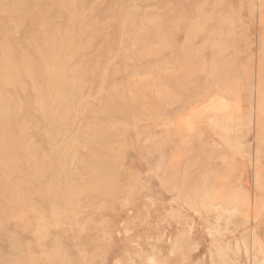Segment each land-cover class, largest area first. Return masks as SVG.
Wrapping results in <instances>:
<instances>
[{"label": "rangeland", "instance_id": "rangeland-1", "mask_svg": "<svg viewBox=\"0 0 264 264\" xmlns=\"http://www.w3.org/2000/svg\"><path fill=\"white\" fill-rule=\"evenodd\" d=\"M22 3L0 0V264H264V0H43L18 25Z\"/></svg>", "mask_w": 264, "mask_h": 264}, {"label": "bare ground", "instance_id": "bare-ground-1", "mask_svg": "<svg viewBox=\"0 0 264 264\" xmlns=\"http://www.w3.org/2000/svg\"><path fill=\"white\" fill-rule=\"evenodd\" d=\"M43 0H22V5H20V7H18V8H15V12L16 13H12V11H13V8H11V5H9V7H7L8 9L6 10V12L7 13H9V16H15V18H16V20H17V22H18V25H20V23L22 22L23 23V21H25V19H29V18H35L36 16H38V15H41L39 12H38V10H37V8L35 9V10H33L32 9V7H31V5H29V4H33L34 2H42ZM18 2H20V0H18ZM39 5H40V3H39ZM14 6V5H13ZM18 6H19V4H18ZM14 7H16V5L14 6ZM40 7V10H41V6H39ZM37 10V11H36ZM39 10V11H40ZM42 11V10H41ZM1 12H4L3 10H0V14H1ZM57 14V13H56ZM58 15V14H57ZM53 16H54V13H53ZM174 17L176 18L177 17V15H175V16H173L172 15V17L170 18V19H174ZM160 18V17H159ZM167 18V17H166ZM3 19V18H2ZM90 20V19H89ZM168 22H167V20H166V24H167ZM1 24H3V23H1ZM36 29H38L34 24H33V26L31 27V28H29V30H36ZM29 31H26V33H28ZM150 33V40H153V39H155V38H157V36L159 35V32L158 31H151V32H149ZM109 34V33H108ZM26 36V35H25ZM122 36L123 35H120V38H122ZM148 36V35H147ZM105 37H107V35L106 36H104V38ZM115 38V37H114ZM159 38V37H158ZM106 39V38H105ZM108 40V39H107ZM46 45H47V47H46V50H45V53L44 54H51L52 56L54 55L55 57H58L59 56V52H57V50H55V51H53V49L52 50H50L49 49V47H48V41H47V43H46ZM58 48H59V46H58ZM93 49V48H92ZM58 53V55H55V53ZM34 53V52H33ZM34 55V54H33ZM37 58V57H36ZM46 62V61H45ZM19 73H20V69H19ZM22 74V73H21ZM20 74V75H21ZM22 80V79H21ZM21 80H19L20 82H21ZM175 89V88H174ZM115 96L114 97H112V101H115ZM133 99V98H132ZM23 100V99H22ZM133 101V100H132ZM154 102H152V103H145V104H141L140 103V105H139V107H138V105L136 106V108L134 107V106H129V105H120V104H118V105H114V106H112L111 105V102H110V100L109 101H107V102H105V104H104V106L106 107V109L109 111V113L111 112V114H113V115H118V114H121V115H125L127 118L129 117H131V119H133V118H137V117H139L140 115H148V116H152L153 114H152V112H155L156 110H155V108H156V103H157V101H155V100H153ZM171 102V101H170ZM16 104V103H15ZM133 104H134V102H133ZM135 105V104H134ZM157 109V108H156Z\"/></svg>", "mask_w": 264, "mask_h": 264}]
</instances>
